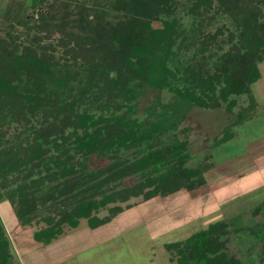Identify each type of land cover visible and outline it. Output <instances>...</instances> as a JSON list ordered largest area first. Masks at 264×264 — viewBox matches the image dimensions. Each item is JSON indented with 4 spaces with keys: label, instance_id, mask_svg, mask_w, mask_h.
Wrapping results in <instances>:
<instances>
[{
    "label": "trees",
    "instance_id": "16d2710c",
    "mask_svg": "<svg viewBox=\"0 0 264 264\" xmlns=\"http://www.w3.org/2000/svg\"><path fill=\"white\" fill-rule=\"evenodd\" d=\"M99 3L94 8L83 4L77 19L54 24L67 25L59 36L64 62L34 45L0 54V107L7 102L19 106L11 116L21 112L25 136L12 152L0 150V177H7L5 162L19 153L22 167L29 169L26 175L39 174L20 186L19 198L8 200L22 225L31 223L39 205L49 211L53 205L55 215L41 217L48 227L34 232V239L45 245L62 235L64 227H77L81 218L88 217L92 228L110 222L124 210L110 206L117 200L150 199L205 184L202 166L190 165L189 129L180 128L189 107L227 102L235 118L229 117L223 134L213 140L221 144L231 139L234 126L250 120L249 107L259 105L252 86L262 76L264 0ZM112 12L116 17L108 18ZM214 22L220 25L212 26ZM219 49L222 53L213 57ZM163 89L173 92V100L163 103L157 95L153 102L165 120L135 117L140 96ZM244 96L248 105L235 112ZM91 106L111 112L96 117ZM99 159L107 164L94 165ZM130 177L133 182L126 181ZM259 200L257 210L264 203ZM102 207H108V216L93 214ZM261 223L249 230L264 245ZM240 230L242 226L219 219L165 246L178 264H239L226 244L231 232ZM8 250L9 237L0 221L4 264H11Z\"/></svg>",
    "mask_w": 264,
    "mask_h": 264
},
{
    "label": "rangeland",
    "instance_id": "374dc122",
    "mask_svg": "<svg viewBox=\"0 0 264 264\" xmlns=\"http://www.w3.org/2000/svg\"><path fill=\"white\" fill-rule=\"evenodd\" d=\"M92 1L0 0V7L4 9L0 16V42L5 41L0 46V54H4L5 49L17 51L18 47L22 50L25 45H34L39 47L40 52H54L56 60L64 62L66 50L59 44V36L66 32L67 25L58 27L54 24L61 20L68 23L72 17L77 19L83 4L88 8L100 5L99 0ZM42 13L48 16L47 19L40 17ZM30 14L33 19L28 16ZM107 17L113 19L116 15L112 12ZM27 19L32 22L25 24ZM153 24L156 27L161 25L159 21ZM214 25L217 27L220 22H214ZM228 45L224 47L227 49ZM220 51L214 50L213 57L220 55ZM260 68L262 76L252 86L259 105L249 107L250 120L234 126L235 132L229 141L221 144L213 141H217L223 134L228 124L226 120L235 116L227 110L226 101L219 106H191L186 112V119L180 124L181 129H189L190 165L202 166L208 187L197 185L190 192L180 188L173 193L159 194L150 199H144L141 195L128 201L117 200L110 206L119 205L124 210L97 228L90 227L89 218L84 217L77 227H64V233L52 243L45 245L37 242L34 232L48 227L47 221L41 217L49 213L54 216V207L50 206L49 211L39 205L30 224L20 223L8 196L19 198L20 186L37 178L39 174L35 170V173L27 176L29 169L23 168V163H20L23 157L20 153L13 155L5 162L3 175L7 177H0V221L9 237L11 264H178L176 260H171L172 252L165 244L185 239L219 219L236 223L238 228L243 227V231L237 234L231 232L226 244L227 250L237 257L239 264H264L263 241L249 230L257 223L264 222V203L260 204V209L255 208L259 199L264 198V168L255 171L250 169L254 158L258 164L264 162V61ZM158 91L150 90L140 96L135 117L155 123L165 120L162 109L153 101L157 95L163 103L172 101L173 92L168 89L160 93ZM246 100L244 96L239 107H235V112L243 103L248 105ZM91 107L90 111L96 117L111 112ZM17 108L19 106L14 107L9 102L0 107V150L6 154L13 151L16 143L25 140L20 123L21 112L11 116L14 109L17 113ZM180 137L183 138V134ZM251 142L253 146L248 147ZM94 161L93 164L97 166L107 164V160L103 159ZM226 180L224 190L220 192V186H216L215 182ZM126 181L133 182L134 179L130 177ZM6 182L7 186L4 187ZM57 206L60 207V204ZM93 214L106 217L110 211L108 207H102L98 213L94 211ZM0 264L4 263L0 261Z\"/></svg>",
    "mask_w": 264,
    "mask_h": 264
},
{
    "label": "crops",
    "instance_id": "0c3cea01",
    "mask_svg": "<svg viewBox=\"0 0 264 264\" xmlns=\"http://www.w3.org/2000/svg\"><path fill=\"white\" fill-rule=\"evenodd\" d=\"M9 6H7L6 7V9L8 8ZM7 10H9V9H7ZM7 10H6V12H7ZM4 12V9H2V7H0V16L2 15V13ZM253 143L251 142V144H250V146H248V147H251V146H253L252 145ZM252 163V167L250 168L251 170H257V169H263L264 167V162H260L259 164H258V161L254 158V160H252L251 161ZM219 175V174H218ZM225 183H227V180L226 181H218V182H215V184H217L216 186H220L219 188V191L221 192L222 190H224V187H223V185H226ZM208 181H207V179H206V183L205 184H203V185H201V187H203V186H206V187H208ZM194 190V189H193ZM189 192H190V190H188ZM192 191V190H191Z\"/></svg>",
    "mask_w": 264,
    "mask_h": 264
}]
</instances>
